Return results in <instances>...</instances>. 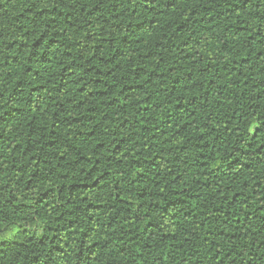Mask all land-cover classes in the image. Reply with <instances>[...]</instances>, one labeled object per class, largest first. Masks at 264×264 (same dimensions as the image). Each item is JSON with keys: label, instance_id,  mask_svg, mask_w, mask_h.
<instances>
[{"label": "trees", "instance_id": "1", "mask_svg": "<svg viewBox=\"0 0 264 264\" xmlns=\"http://www.w3.org/2000/svg\"><path fill=\"white\" fill-rule=\"evenodd\" d=\"M0 264H264V0H0Z\"/></svg>", "mask_w": 264, "mask_h": 264}]
</instances>
